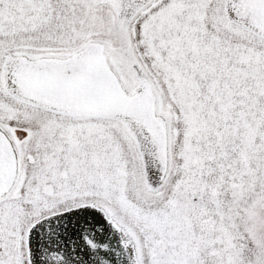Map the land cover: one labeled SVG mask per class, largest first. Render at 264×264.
Returning a JSON list of instances; mask_svg holds the SVG:
<instances>
[{
    "label": "snow or ice",
    "instance_id": "snow-or-ice-1",
    "mask_svg": "<svg viewBox=\"0 0 264 264\" xmlns=\"http://www.w3.org/2000/svg\"><path fill=\"white\" fill-rule=\"evenodd\" d=\"M0 264H264V0H0Z\"/></svg>",
    "mask_w": 264,
    "mask_h": 264
}]
</instances>
